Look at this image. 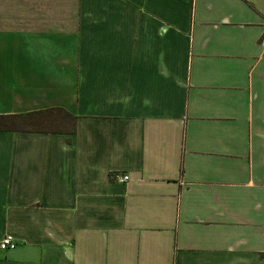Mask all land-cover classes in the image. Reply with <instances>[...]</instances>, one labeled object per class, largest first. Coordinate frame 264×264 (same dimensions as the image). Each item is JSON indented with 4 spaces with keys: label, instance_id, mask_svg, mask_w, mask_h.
<instances>
[{
    "label": "crops",
    "instance_id": "0c3cea01",
    "mask_svg": "<svg viewBox=\"0 0 264 264\" xmlns=\"http://www.w3.org/2000/svg\"><path fill=\"white\" fill-rule=\"evenodd\" d=\"M263 34L264 0H0V264H264Z\"/></svg>",
    "mask_w": 264,
    "mask_h": 264
},
{
    "label": "trees",
    "instance_id": "16d2710c",
    "mask_svg": "<svg viewBox=\"0 0 264 264\" xmlns=\"http://www.w3.org/2000/svg\"><path fill=\"white\" fill-rule=\"evenodd\" d=\"M60 117L52 116V111L41 113L38 116L30 115V122L27 123L24 131L41 132V133H62L67 135L74 134V118L64 111H58ZM52 113V114H50ZM8 124L3 118H0V130L19 129L14 127L15 124ZM22 126V125H21ZM25 126V125H24ZM58 126L57 128H54Z\"/></svg>",
    "mask_w": 264,
    "mask_h": 264
},
{
    "label": "built area",
    "instance_id": "2783aa9c",
    "mask_svg": "<svg viewBox=\"0 0 264 264\" xmlns=\"http://www.w3.org/2000/svg\"><path fill=\"white\" fill-rule=\"evenodd\" d=\"M261 46L264 48V34L262 35V38L260 40ZM128 176L127 175H121L118 177V182L120 183H126L128 182ZM16 247V242L15 240L9 236L6 235L3 238L0 239V250H12Z\"/></svg>",
    "mask_w": 264,
    "mask_h": 264
}]
</instances>
